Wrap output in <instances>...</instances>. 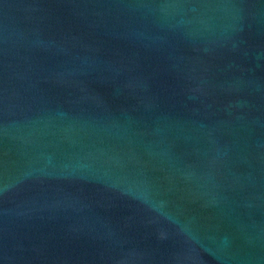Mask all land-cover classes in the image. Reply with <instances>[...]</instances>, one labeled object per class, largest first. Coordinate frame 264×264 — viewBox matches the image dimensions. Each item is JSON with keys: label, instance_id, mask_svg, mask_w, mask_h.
<instances>
[{"label": "water", "instance_id": "1", "mask_svg": "<svg viewBox=\"0 0 264 264\" xmlns=\"http://www.w3.org/2000/svg\"><path fill=\"white\" fill-rule=\"evenodd\" d=\"M0 264H264V0H0Z\"/></svg>", "mask_w": 264, "mask_h": 264}]
</instances>
